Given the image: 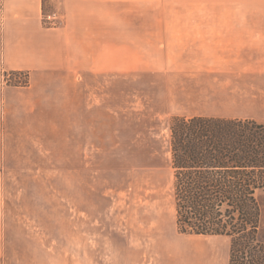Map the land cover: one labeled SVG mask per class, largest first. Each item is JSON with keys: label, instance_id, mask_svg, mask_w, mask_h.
Here are the masks:
<instances>
[{"label": "rangeland", "instance_id": "obj_1", "mask_svg": "<svg viewBox=\"0 0 264 264\" xmlns=\"http://www.w3.org/2000/svg\"><path fill=\"white\" fill-rule=\"evenodd\" d=\"M47 4L44 23L60 25L59 1ZM122 16L264 21V0H120ZM152 56L149 70L51 79L48 100L8 113L0 264H229V237L177 227L170 120L238 114L263 122L264 71L181 78L171 67L180 57ZM28 79L5 75L18 85ZM259 199L264 239V192Z\"/></svg>", "mask_w": 264, "mask_h": 264}, {"label": "crops", "instance_id": "obj_2", "mask_svg": "<svg viewBox=\"0 0 264 264\" xmlns=\"http://www.w3.org/2000/svg\"><path fill=\"white\" fill-rule=\"evenodd\" d=\"M58 1L63 22L49 27L43 0H0V157L8 113L18 102L48 100L51 79L149 70L152 54L171 53L181 78L264 71V21H119L120 0ZM12 72L28 73V83L5 82Z\"/></svg>", "mask_w": 264, "mask_h": 264}, {"label": "trees", "instance_id": "obj_3", "mask_svg": "<svg viewBox=\"0 0 264 264\" xmlns=\"http://www.w3.org/2000/svg\"><path fill=\"white\" fill-rule=\"evenodd\" d=\"M169 128L178 229L229 237V264H264V121L173 115Z\"/></svg>", "mask_w": 264, "mask_h": 264}, {"label": "built area", "instance_id": "obj_4", "mask_svg": "<svg viewBox=\"0 0 264 264\" xmlns=\"http://www.w3.org/2000/svg\"><path fill=\"white\" fill-rule=\"evenodd\" d=\"M50 19H56L57 17H56V14H53V15H49L48 16Z\"/></svg>", "mask_w": 264, "mask_h": 264}]
</instances>
